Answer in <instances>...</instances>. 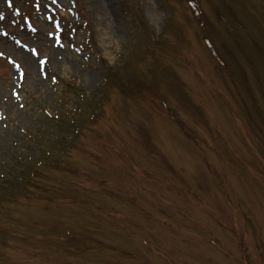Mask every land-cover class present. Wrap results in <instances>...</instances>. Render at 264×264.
Instances as JSON below:
<instances>
[{
    "label": "rangeland",
    "instance_id": "374dc122",
    "mask_svg": "<svg viewBox=\"0 0 264 264\" xmlns=\"http://www.w3.org/2000/svg\"><path fill=\"white\" fill-rule=\"evenodd\" d=\"M0 264H264V0H0Z\"/></svg>",
    "mask_w": 264,
    "mask_h": 264
},
{
    "label": "snow or ice",
    "instance_id": "6c2138e0",
    "mask_svg": "<svg viewBox=\"0 0 264 264\" xmlns=\"http://www.w3.org/2000/svg\"><path fill=\"white\" fill-rule=\"evenodd\" d=\"M33 31H35V29L33 28L32 29ZM49 35H51V33H49ZM33 53H35V49H33ZM42 63V62H41Z\"/></svg>",
    "mask_w": 264,
    "mask_h": 264
}]
</instances>
